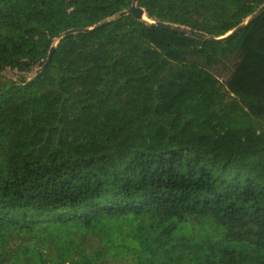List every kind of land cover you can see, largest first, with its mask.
I'll return each mask as SVG.
<instances>
[{"label":"trees","instance_id":"obj_1","mask_svg":"<svg viewBox=\"0 0 264 264\" xmlns=\"http://www.w3.org/2000/svg\"><path fill=\"white\" fill-rule=\"evenodd\" d=\"M133 0H0V264H264V14L212 44ZM264 0H137L221 36Z\"/></svg>","mask_w":264,"mask_h":264},{"label":"water","instance_id":"obj_2","mask_svg":"<svg viewBox=\"0 0 264 264\" xmlns=\"http://www.w3.org/2000/svg\"><path fill=\"white\" fill-rule=\"evenodd\" d=\"M262 14H264V4H262L255 12H253L251 15H249L247 18H245L239 25H237L235 28L228 31L224 35L210 36V35H207L203 32L191 30V29L186 28V27L173 25L170 23L160 22V21L151 19L147 16L146 11L137 5V0H133L130 9L119 12V13L111 16V17H108V18L104 19L103 21L97 23L96 25H93V26L88 27V28H82V29H71V30H68V31L62 33L53 41V43L50 47V50L48 52L47 60L42 67L36 69L33 73H20L19 72V74L24 75L28 80L32 79L37 74H39L45 68V66L49 63L53 51L55 50L56 46L58 45V43L60 42V40L63 37L69 36L72 34H76V33H88V32L94 31L95 29H98L102 26H105V25L109 24L110 22H112V21H114V20H116V19H118L124 15H132L136 20L144 23L145 25H147L149 27L161 28V29L168 30L171 32H175V33H179V34H182L185 36L198 38V39L204 40V41L212 43V44H220V43H225L226 41L230 40L231 38L236 36L241 31L247 29L249 27V25L252 24L255 20H257Z\"/></svg>","mask_w":264,"mask_h":264},{"label":"rangeland","instance_id":"obj_3","mask_svg":"<svg viewBox=\"0 0 264 264\" xmlns=\"http://www.w3.org/2000/svg\"><path fill=\"white\" fill-rule=\"evenodd\" d=\"M2 74L6 76L7 78L17 80L18 78H25L24 75H20L18 71L16 70H11V69H6L2 71Z\"/></svg>","mask_w":264,"mask_h":264}]
</instances>
